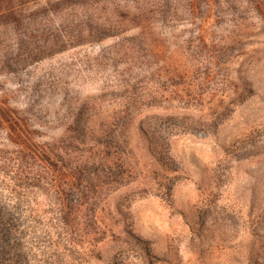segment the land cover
Segmentation results:
<instances>
[{
    "label": "rangeland",
    "instance_id": "obj_1",
    "mask_svg": "<svg viewBox=\"0 0 264 264\" xmlns=\"http://www.w3.org/2000/svg\"><path fill=\"white\" fill-rule=\"evenodd\" d=\"M100 11L70 9L82 40L0 74L18 116L0 122L14 264H264V22L245 7L240 25L125 24L94 40L90 17L118 20ZM52 169L59 186L90 178L98 230L85 207L58 228Z\"/></svg>",
    "mask_w": 264,
    "mask_h": 264
},
{
    "label": "trees",
    "instance_id": "obj_2",
    "mask_svg": "<svg viewBox=\"0 0 264 264\" xmlns=\"http://www.w3.org/2000/svg\"><path fill=\"white\" fill-rule=\"evenodd\" d=\"M0 0V74L18 72L35 62L61 52L73 42L74 38H83L84 31L72 34L69 28L77 26L70 9L89 3L97 4L101 12H114L118 15L116 23L105 19L90 17V32L88 38L103 40L114 35L113 32L125 30V24L152 29L158 22H186L192 25L211 26L231 20L240 25L246 16L239 15L242 8H251L264 22V0ZM0 122L13 124L18 122L17 113L13 108L0 100ZM152 138H159L155 127L151 126ZM60 155H56L59 158ZM61 161H63L61 157ZM96 162L84 163L83 169L90 170ZM56 192L59 195L58 228L63 231L80 224L79 215L88 210L93 219H86L93 230H98V222L94 217L96 199L91 197L94 187L90 178L81 179L72 175L61 185L59 176L54 169L49 173ZM57 180V181H56ZM68 182H67V181ZM86 181V183H85ZM95 196V193H93ZM91 202V205H89ZM85 205H88L85 206ZM4 208V207H1ZM12 210L13 207H10ZM91 211V212H90ZM17 221L16 216L9 213ZM89 214V215H88ZM20 227H22L20 225ZM16 224L9 223L3 217L0 219V238L11 239L20 230ZM97 234V232H96ZM10 241V240H9ZM17 243V242H16ZM58 244H61L60 242ZM59 246V245H58ZM12 243L0 246V264H14L11 255Z\"/></svg>",
    "mask_w": 264,
    "mask_h": 264
}]
</instances>
